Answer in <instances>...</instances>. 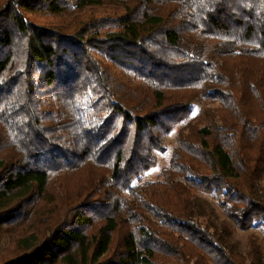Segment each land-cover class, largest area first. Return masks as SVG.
Returning <instances> with one entry per match:
<instances>
[{"label": "trees", "instance_id": "trees-1", "mask_svg": "<svg viewBox=\"0 0 264 264\" xmlns=\"http://www.w3.org/2000/svg\"><path fill=\"white\" fill-rule=\"evenodd\" d=\"M263 177L264 0H0V264H261Z\"/></svg>", "mask_w": 264, "mask_h": 264}, {"label": "rangeland", "instance_id": "rangeland-1", "mask_svg": "<svg viewBox=\"0 0 264 264\" xmlns=\"http://www.w3.org/2000/svg\"><path fill=\"white\" fill-rule=\"evenodd\" d=\"M100 9H107L111 10L112 8L103 7ZM101 12V10H100ZM29 18L31 20H34L38 23H57V20L53 17H49L43 14L33 13L28 14ZM206 103L197 102L192 110V113L190 117L196 116L200 108H203ZM209 105H212L209 103ZM179 126L176 127L174 130H172L166 137L165 141V151L160 152L157 154V163L154 167L149 169L144 176L142 177V180H156L160 178V170L162 167H164L168 161L169 155L171 153V150L175 144V138H176V132L178 130ZM262 186L264 189V177L262 180ZM200 198L209 201L211 205L216 209V223L221 224L228 221V218L225 214V212L219 208L217 205L216 199L213 198L211 195L207 194H200ZM233 228V235H232V244H234L240 251L244 252L248 247V242L251 237H254L256 239V243L260 246V261L261 264H264V232L259 227L250 228L247 230H240L237 228ZM7 242V239L1 238L0 239V251L5 246ZM246 264H250L249 260H246Z\"/></svg>", "mask_w": 264, "mask_h": 264}]
</instances>
